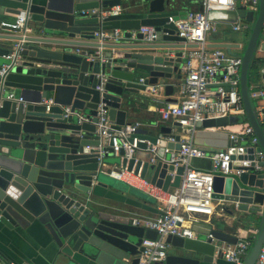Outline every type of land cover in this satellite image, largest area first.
Returning <instances> with one entry per match:
<instances>
[{
	"label": "water",
	"instance_id": "1",
	"mask_svg": "<svg viewBox=\"0 0 264 264\" xmlns=\"http://www.w3.org/2000/svg\"><path fill=\"white\" fill-rule=\"evenodd\" d=\"M115 4L120 0H0L1 15L23 14L25 18L22 29L4 26L6 32H0V225L42 227L54 244L52 264H137L142 239L157 236L155 230L132 225L93 199L98 185L123 184L135 189L112 177L113 182L103 179L108 176L103 172L104 159L112 152L106 141L95 135L96 109L101 105L107 111L114 128L129 123L121 107V101L127 100L124 93L162 83L169 94L173 87L170 80L181 76L183 48L197 44L184 43L175 33L170 20L175 18L171 14L175 0H139L127 17L120 13L99 20V12ZM209 18L232 23L240 18L251 23L243 43L211 44L229 54H233L231 48L240 49L239 92L244 115L257 138L255 147L245 142L228 149L231 166L241 171L216 175L212 195L226 203L229 214L236 213L238 224L252 223L259 214L258 232L244 261L254 264L264 239V174L253 170L251 160L254 151H261L259 163L264 164V130L250 83L258 77L264 82V55H259L264 53V0H259L255 14L238 6L211 11ZM141 25L154 26L158 39L142 41ZM112 28H121L124 36L135 40L128 44L96 40L95 31ZM160 38L164 42H158ZM99 48L108 50L101 53ZM112 49H121V56L112 58ZM138 73L144 74L142 82L137 81ZM7 92L13 93V98H6ZM79 115L91 117V121L78 123ZM228 123L229 116H221L197 124ZM145 137L155 142L156 136ZM175 140H160L155 164H148L149 152L140 153L144 160L141 175L147 174L163 189L179 184L182 167L175 168L170 181L167 172L174 167L164 153V147L179 148L178 136ZM132 163L130 159L127 167ZM192 229L204 228L194 220ZM204 231L212 237L193 244L187 243L193 240L190 238L170 237V242L182 240L181 253L167 255L166 262L198 264L201 255L204 261H211L216 249L220 254L222 242L238 239L221 228ZM0 260L9 264L3 256Z\"/></svg>",
	"mask_w": 264,
	"mask_h": 264
},
{
	"label": "built area",
	"instance_id": "2",
	"mask_svg": "<svg viewBox=\"0 0 264 264\" xmlns=\"http://www.w3.org/2000/svg\"><path fill=\"white\" fill-rule=\"evenodd\" d=\"M195 2L200 6L199 9L188 11L180 18L170 17V20L174 22L175 33L184 38V43L197 44L184 55L181 65L183 79L180 97L177 101H165V105L159 110L163 120H172L178 124L179 134L171 133L167 137L156 136L153 143L141 133L140 122H129L114 128L107 111L101 105H98L96 109L95 135L100 141L105 140L112 154L120 157L122 161L119 167L104 168L103 172L143 191L154 199L159 209L154 216H134L130 219L132 225L157 232L155 238L142 239L137 254V264L163 262L170 246L169 238L172 236L196 238L195 231L192 229V222L196 220L194 214L211 215L214 212L212 195L214 177L239 174L241 171L231 166L232 159L228 149L233 144L206 152L194 143V137L199 121L244 113L239 92L241 54H229L224 48L207 46V34L215 30L217 25L216 20L209 18V13L215 10H235L238 6H244L255 14L259 0H195ZM122 10L123 7L120 4L108 6L99 12L98 18L102 20L109 15H118ZM24 20L23 14L15 15L12 19L0 21V28L8 26L13 29H22ZM250 27L251 23L245 20L233 25L235 29L247 31ZM139 31L146 42L158 39V32L152 25H141ZM262 32L264 34V24ZM94 36L100 42L117 41L120 30L118 28L113 31L99 29L94 32ZM6 57L10 58L11 54ZM222 71L225 72L224 78L218 79L217 76ZM142 80L143 77L138 78V82ZM156 89L151 87L149 91L155 92ZM251 95L264 97V88L252 90ZM6 98H13V93L7 92ZM81 120L91 121V117L79 115L78 123ZM240 126L238 131L231 132V141L248 136L250 144L253 147L257 145V138L248 122ZM175 136H178L179 148L164 147V153H168L166 161L174 167L167 172L171 176L170 181L175 175V168L181 166L182 171L177 186L163 189L152 183L147 174L141 175L144 160L140 159V153L149 152L148 164H155L159 159L157 147L160 140L164 138L175 142ZM142 142L146 143L145 147L140 146ZM204 157L209 159V169L203 170L192 165L193 158ZM130 159L133 163L131 168H128ZM261 160H263L262 152L254 151V158L251 160L253 170L264 174V164L259 163ZM138 161L140 164L135 172ZM257 232L256 227L251 229V235L238 238L236 242H222L218 246L221 256L230 264H244ZM206 236L212 237V234L208 233ZM254 264H264V239Z\"/></svg>",
	"mask_w": 264,
	"mask_h": 264
},
{
	"label": "crops",
	"instance_id": "3",
	"mask_svg": "<svg viewBox=\"0 0 264 264\" xmlns=\"http://www.w3.org/2000/svg\"><path fill=\"white\" fill-rule=\"evenodd\" d=\"M139 0H120V5L123 7L122 14L124 17L128 16L129 11L136 5ZM199 5L195 0H175V5L171 9V14L175 18H180L185 15L186 12L199 9ZM0 21L9 20L14 18L15 15H1ZM244 19H238L237 22L232 23L222 18H216V29L209 32L206 38V44L208 47H212L211 44L215 42H240L243 43L248 37L247 30L235 29L233 25L242 22ZM113 29H104L113 31ZM120 30V37L117 41L105 40L103 42H115L118 44H128L134 41V38H128L123 35V30ZM0 32H6L3 28H0ZM135 31H133L134 33ZM75 38H78L76 35ZM96 40H98L96 38ZM99 41V40H98ZM144 41V40H142ZM164 42L161 38L158 42ZM82 48V47H79ZM192 48V47H191ZM190 48H183V60L184 55ZM77 47L73 46L72 51H76ZM99 52L103 53L105 48H99ZM233 54L240 53L239 48H231ZM121 49H112V58H118L121 56ZM172 54V53H171ZM259 55H264L260 52ZM180 78L173 76L170 82L173 87L170 93L167 94L164 84L159 83L157 85H147L145 90L137 92H125L124 96L127 99L121 101V107L126 110V122L138 121L141 124L140 131L143 135L164 136L165 134L174 133L179 134V128L177 124L172 120H163L160 116V108L165 105V101H177L180 97V89L182 83V73L180 72ZM225 72L222 71L218 74V79H223ZM139 77H144L143 73H138L137 81ZM157 88L155 92H150V88ZM264 82L261 77L253 78L250 83V94L252 90L263 89ZM252 97V95H251ZM254 100L256 109L258 111L259 119L262 123L264 130V97H252ZM247 122V119L243 114H231L229 115V123L226 125H202L198 126L194 137V143L204 149L206 152H211L217 149H222L231 146L244 144H250L248 136H244L242 139L238 138L232 142L230 139L231 132L238 131L240 124ZM161 128H165L162 129ZM168 131L166 132L165 130ZM251 145V144H250ZM256 146V145H255ZM254 146V147H255ZM167 157L168 153L166 152ZM104 168L119 167L121 165V158L115 155H110L104 159ZM192 165L203 170H207L210 167L209 159L193 158ZM171 187V186H170ZM130 189V188H129ZM127 187H123V184L106 186H95L93 191V199L96 204L101 208L115 213L125 218L130 223V219L134 216H154L159 212L157 203L154 199L143 191L133 188L129 190ZM214 212L211 215L194 214L195 219L201 224L202 230H195L196 238L189 240L187 243H195L206 237V228H221L227 230L230 233L237 236V238H244L251 235V229L256 228L257 221L259 220V214L251 221L252 223H236L235 214H229V210L225 202L220 200H213ZM246 224V225H245ZM182 240H172L167 251V255H176L181 253ZM222 244V243H221ZM220 244V245H221ZM217 250V249H216ZM214 251L211 261H204L202 255L199 258L198 264H230L221 254ZM54 244L51 242L47 232L40 226H24V227H12L8 228L0 225V256L6 258L9 264H52V257L54 255ZM166 259V258H165ZM0 264H3L0 260ZM158 264H178L167 263L166 260Z\"/></svg>",
	"mask_w": 264,
	"mask_h": 264
},
{
	"label": "rangeland",
	"instance_id": "4",
	"mask_svg": "<svg viewBox=\"0 0 264 264\" xmlns=\"http://www.w3.org/2000/svg\"><path fill=\"white\" fill-rule=\"evenodd\" d=\"M248 34H249V32H248ZM103 179L107 180L108 182H113V181H114V180H112L111 177H109V176H107V177L104 176Z\"/></svg>",
	"mask_w": 264,
	"mask_h": 264
},
{
	"label": "trees",
	"instance_id": "5",
	"mask_svg": "<svg viewBox=\"0 0 264 264\" xmlns=\"http://www.w3.org/2000/svg\"><path fill=\"white\" fill-rule=\"evenodd\" d=\"M254 63V62H253Z\"/></svg>",
	"mask_w": 264,
	"mask_h": 264
}]
</instances>
